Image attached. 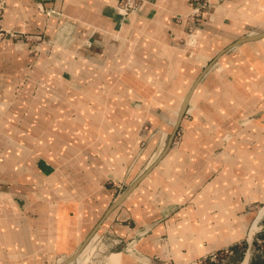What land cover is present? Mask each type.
<instances>
[{
    "label": "crops",
    "instance_id": "crops-1",
    "mask_svg": "<svg viewBox=\"0 0 264 264\" xmlns=\"http://www.w3.org/2000/svg\"><path fill=\"white\" fill-rule=\"evenodd\" d=\"M222 1L190 43L174 20L188 0H145L125 19L116 0H61L56 16L54 0H0V183L11 186L0 192V219L18 232L17 243L4 242L0 225L1 258L66 260L100 232L117 245L108 264H197L242 239L235 233L249 214L222 202L237 200L238 144L247 158L248 127L264 130L235 123L264 104V71L229 47L264 30V0ZM44 33L51 44L40 57ZM209 66L178 126L180 143L162 155L183 98ZM254 164L245 160L246 174ZM9 200L19 211L11 225L1 208Z\"/></svg>",
    "mask_w": 264,
    "mask_h": 264
},
{
    "label": "rangeland",
    "instance_id": "rangeland-1",
    "mask_svg": "<svg viewBox=\"0 0 264 264\" xmlns=\"http://www.w3.org/2000/svg\"><path fill=\"white\" fill-rule=\"evenodd\" d=\"M221 1L222 0H188L187 12L177 14L174 17V20L176 22H182L184 24L186 30L185 33L187 35H185L186 39H190L197 31L198 28H194L193 25L197 24L198 22L202 23L204 21L203 15L207 13V11L213 5H218ZM259 25L264 28V21ZM252 32L253 31H251L250 33L253 34L254 32ZM229 53H238L243 55L248 53L249 56H251L250 58L252 59V62L256 63L260 70L261 68H263L264 71V39L255 43L244 45L242 44L237 47H232ZM210 66L208 67V70H210ZM206 77L208 78L209 75L207 74ZM74 91L75 90H73V92ZM255 107L256 109H254L251 113L245 112L240 114L241 117L239 116L240 118L235 122L237 127L243 128L250 122H257L259 123V125L264 126V104H259ZM248 128H250L254 133L252 136L253 152L247 154V158L253 159L255 164L253 165V169L248 173V177V174L245 173L244 169L245 160L247 158H245L246 154L243 147L244 142L242 141L243 143L238 144L242 147H240L233 156L236 162V167L231 170V172L235 174L237 182V186L235 188L237 200L222 202V204H225L230 212H232L234 208H236L237 216H239L240 214H249V218L246 219L247 225L246 227H244L243 232L241 230H237L236 233L234 232L236 235V238L234 240H237L242 235L243 237L242 239H239L236 243H234L232 247L223 248L218 250L217 252L215 251L214 253H212L215 255V257H213L212 259H210L211 256H206L204 259H202L201 263L197 264H241L242 262L245 263L246 259H248V264H261L262 262H264V260H262L264 258V213L262 214V217L258 219L256 223H254L258 212L262 208H264V198L262 199V194L264 195V187L262 184L263 172L260 167L261 162L264 161V153L262 154L260 150L262 149L261 146L264 145V138L260 137V133H263L264 135V130H259V128L255 124L252 125V128ZM256 131L258 132L256 133ZM180 137V131L177 129L172 139V143L176 142V144H179ZM241 140H243V138H241ZM166 141L167 137L165 138V142L163 141V143L166 144ZM227 156H229V153H227ZM220 160H223V155L220 157ZM221 174L227 176L225 171H222ZM248 180L252 182V185L249 183L246 184L245 181ZM261 190L263 191L262 193L260 192ZM245 196H253V200L250 201V199H244L243 197ZM241 197L243 199H240ZM221 219L223 220L225 219V217H221ZM108 238L109 237L105 235H101L100 232H93L92 236L86 242V245L82 248L81 252L70 264H108L107 260H105V256L109 251H112L117 246L113 245L114 238L110 237V240ZM226 249H228V251H225ZM230 250L231 253H225L230 252ZM62 261L63 260H44V264H59Z\"/></svg>",
    "mask_w": 264,
    "mask_h": 264
},
{
    "label": "water",
    "instance_id": "water-1",
    "mask_svg": "<svg viewBox=\"0 0 264 264\" xmlns=\"http://www.w3.org/2000/svg\"><path fill=\"white\" fill-rule=\"evenodd\" d=\"M60 3H61V0H54V6H53L52 11H51V15L52 16H56L59 13ZM263 38H264V31L253 33L251 35H247V36H244V37L236 40L234 43H232L230 45L229 48L237 47V46H240V45L248 43V42L258 41V40L263 39ZM40 44H41V53H40L41 56L40 57H45L44 55H46L48 53V49H49L50 44H51L49 34L44 33V35L41 38ZM222 52H224V51H222ZM207 70H208V67L205 68L202 71V73L196 78V80L192 84L190 90L188 91L186 96L183 98V100H182V102H181V104L179 106V109H178V113H177V117H176V121H175V125H174V128H173L172 134H171V136H170V138L168 140V143H167L166 148H165L164 152L162 153V155H164V153L166 152V150L168 149V147L172 143V139L174 137V134H175L176 130L178 129L180 121H181V119H182V117H183V115H184V113L186 111V108H187V106H188V104L190 102L192 94H193L197 84L199 83L202 75ZM32 74H34V71H32ZM29 80H30V78H29ZM144 174L145 173H143L141 176H139L124 192H122L118 197L115 198V200L112 202V204L107 209L106 214L111 212L116 206H118L128 196V194L136 187L138 182L142 179ZM10 190H11V186L10 185H6V184H1L0 183V192H9ZM92 234H90L86 238V240L81 244V246L74 252V254L72 256H70L66 260H63L60 264H70V263H72L75 260L76 256L81 252L82 248L86 245V242L90 239Z\"/></svg>",
    "mask_w": 264,
    "mask_h": 264
},
{
    "label": "bare ground",
    "instance_id": "bare-ground-1",
    "mask_svg": "<svg viewBox=\"0 0 264 264\" xmlns=\"http://www.w3.org/2000/svg\"><path fill=\"white\" fill-rule=\"evenodd\" d=\"M261 29H264V28H261ZM264 31V30H263ZM201 33L199 32V31H197V32H195L194 33V35L190 38V43H199L200 42V38H201ZM61 140V139H60ZM55 143V142H54ZM61 144V143H60ZM63 145V144H62ZM39 157V156H38ZM45 167V166H44ZM6 170V169H5ZM43 170V169H42ZM7 171V170H6ZM16 171V170H15ZM2 172H3V174H4V172L5 171H3L2 170ZM8 172V171H7ZM41 172V171H40ZM39 172V173H40ZM10 173H14V177H16L15 175H16V173L12 170V171H10ZM35 174H37V173H35ZM9 175V173H6L5 175H3V176H8ZM13 175V174H12ZM5 178V177H4ZM10 179V178H9ZM5 197V196H4ZM34 200V199H33ZM37 202H39V201H37ZM12 207L13 208H15V209H18L14 204H13V202L12 201H6L5 203H2L1 204V208H2V211H4V209L5 208H7L9 211H8V213L9 212H11V214H13L12 215V219H10V225L11 224H14V222H16V221H14L15 220V218H17V215L19 214V211H16L15 209H12ZM10 209H12V210H10ZM85 212V211H84ZM86 213V212H85ZM264 213V208H262L259 212H258V214H257V216H256V218H255V222L254 223H256L257 222V220L258 219H260L261 217H262V214ZM82 218V217H81ZM242 218V217H241ZM244 218V217H243ZM86 219V218H85ZM83 220V219H82ZM244 220V219H243ZM79 221H81V219L79 220ZM236 221L239 223L240 222V218H238V219H236ZM86 222H87V220H86ZM80 223V222H79ZM220 223V222H219ZM237 223V224H238ZM243 224V223H242ZM0 225H1V227H3L4 229H5V231H6V233H3L2 234V236H1V240L2 241H14V242H16L17 241V239H18V232H16L15 230H13V229H10L9 227H6V221H5V219H3V218H1L0 219ZM83 225H84V223H83ZM83 225H81L82 227H83ZM220 225V224H219ZM226 225V224H225ZM224 225V226H225ZM244 225V224H243ZM85 226V225H84ZM223 226V225H222ZM227 226V225H226ZM236 227V226H235ZM245 227V226H244ZM231 228V227H230ZM1 230V229H0ZM233 231H234V229H233ZM237 231V230H236ZM64 234V233H63ZM240 234H242V233H240ZM57 237V236H56ZM55 237V238H56ZM63 237V236H62ZM61 240V239H60ZM17 243V242H16ZM14 243H12V246L14 247V245H13ZM4 245V244H3ZM8 250V249H7ZM3 251V250H2ZM6 251V250H5ZM26 257V256H25ZM0 259L1 260H7V262H8V260H10L11 262H14V263H16V262H18V263H16V264H31V263H22V262H20L21 261V259H20V257H19V255L17 254V252L16 251H14L13 253H10V254H7V256H5L4 258H1L0 257ZM25 260V259H24Z\"/></svg>",
    "mask_w": 264,
    "mask_h": 264
},
{
    "label": "built area",
    "instance_id": "built-area-1",
    "mask_svg": "<svg viewBox=\"0 0 264 264\" xmlns=\"http://www.w3.org/2000/svg\"><path fill=\"white\" fill-rule=\"evenodd\" d=\"M144 2L145 0H116L115 10L122 19H125L129 17L130 15L137 14V12L139 11L140 7L142 6ZM46 14L48 15L50 13L47 12ZM193 26L194 28L201 27L200 22H198L197 24H194ZM10 35L15 36L14 34H11V33ZM213 257H215V255L211 254V259ZM241 264H248V262L247 261L245 263L242 262Z\"/></svg>",
    "mask_w": 264,
    "mask_h": 264
},
{
    "label": "trees",
    "instance_id": "trees-1",
    "mask_svg": "<svg viewBox=\"0 0 264 264\" xmlns=\"http://www.w3.org/2000/svg\"><path fill=\"white\" fill-rule=\"evenodd\" d=\"M264 253V252H263ZM262 260H264V258L262 259ZM252 264V263H251ZM261 264H264V262H262Z\"/></svg>",
    "mask_w": 264,
    "mask_h": 264
}]
</instances>
